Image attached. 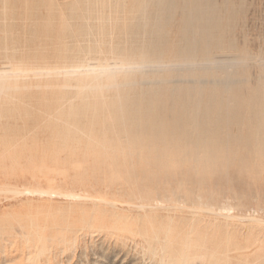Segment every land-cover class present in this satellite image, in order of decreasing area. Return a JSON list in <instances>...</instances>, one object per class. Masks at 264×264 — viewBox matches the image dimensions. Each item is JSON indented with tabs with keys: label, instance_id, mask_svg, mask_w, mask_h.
I'll return each mask as SVG.
<instances>
[{
	"label": "bare ground",
	"instance_id": "1",
	"mask_svg": "<svg viewBox=\"0 0 264 264\" xmlns=\"http://www.w3.org/2000/svg\"><path fill=\"white\" fill-rule=\"evenodd\" d=\"M87 2L90 3V6L87 9L89 14L97 12L100 13L102 10L100 5H102L103 0H87ZM116 2L120 6H123L126 0H116ZM132 2V7L129 11L130 21L120 26L121 33L125 35L123 40L125 45L120 44V42L119 44L113 46L114 49L111 47L113 49V55L117 58L113 57L115 58V60L113 59L115 62H113V64L106 63V61L109 62L108 60L100 62L99 58L96 60L100 63H97L96 65H89L85 69L81 68L82 70L79 71V73L81 72L80 74H84V77L77 79L76 84L78 86L73 84L70 86L67 83L69 87L75 86L81 89L79 100L72 101L67 99L65 101H61V99L59 100L58 98L49 99L46 103L39 107L40 109L38 110L43 112L45 117H47L52 123L51 126L49 125L50 134L48 138L51 142L48 144L50 149L48 157H52L53 159H50L51 161L53 160L54 163H59V165H61V152L66 151V154H69L71 157H78V161H76L78 166L76 168L77 174L74 177L77 178V180L82 179L85 175L87 176L83 177V179H87L88 176L91 175L88 174L89 171L92 170L91 172L93 173V177L98 178L96 179V183H98L97 181L99 178H102L103 180L108 178L106 181L109 184L106 183V187L107 185L114 186V184H121V186L124 185L123 187H126L125 189L127 190V193H124L128 194V200L126 199L127 203H125L134 205L133 207L135 208L133 209L139 208L140 211H145V213L139 212L141 218L138 216L142 219L140 220L142 221V227L138 228V230L141 229L142 234L145 236L144 241L146 246H144V249L155 253V250L157 251L159 248L161 250V258H159L161 260L160 263L208 264L211 262L210 259H213V257L216 256L218 257L221 253V246L220 252L218 247L215 248V246H217L218 243L220 244L222 241L219 240L220 238H218V234L215 235L214 232L211 233L212 237H210L209 231H205L204 233L202 232L203 234H201V230L197 231L195 229V225L200 224V221L197 223L195 222V224L194 221L196 220L192 217L191 218L194 220L193 223L195 225L193 224L194 226H191L190 230H187L188 227L183 229V227L187 225L188 218V216L186 217L184 214L185 211L195 213V209L193 210L191 208L192 204L195 205L198 203L199 205H204V203H206L208 205L206 206L205 204V206L210 211V214L213 213L215 217H222V221L219 220L217 223L211 222L212 220H207L203 223L205 227L215 226L216 229L220 226L228 228L229 226L236 225L237 220L234 221V219L238 217H236V213V215L233 214L232 210L234 211L235 208L245 210L244 208H247L249 205V200L255 199L254 201L257 207L254 208L264 210V196H262L264 192L262 194H260V192H255L259 187V184L258 187L257 185L255 186L256 189L251 186L250 188L252 191H249V193H247L248 191H245V193L237 192L233 186H228V188H226V183H223L226 187H220V182L224 178L228 177L229 172L231 173L232 171L231 169H233V173H231L232 176L230 177L233 183H236L239 180L238 177L240 175L248 174L256 178L264 172V51L262 54L257 55L253 53L255 49L250 52L251 49L248 51L249 49L247 50L246 48L248 46L241 48V45L239 46L238 43L239 41L237 42L234 37V35L237 34L236 32L242 28L245 11V4L243 1L237 3L236 0H134ZM41 3L44 4L43 2ZM80 3L82 4V2ZM130 5L131 4H129V6ZM124 8L126 7L124 6ZM77 9V5H71V14H76ZM118 10L119 9H117V11ZM11 11L12 10H10V12ZM111 14H113V12ZM103 17L101 18L103 19ZM68 25L70 26V22ZM69 26L66 27V30L71 31ZM101 27L102 30H107V27L104 24ZM112 27L114 28L115 25L111 26V28ZM44 29L50 31V26L47 24L44 26ZM77 30L81 33L86 30V27L80 26ZM7 32L9 31L7 30ZM244 32H246V29ZM118 34L120 33L118 32ZM47 35H50V33H47ZM261 35H263L262 41L264 45V34L261 33ZM61 37L63 36L61 35ZM111 39L112 38H110V40ZM97 42L98 44L100 43L99 39ZM9 43L11 44V42ZM101 47L102 46H100V48ZM68 48L69 47H67V53H65L66 51L63 52L66 56H68V51H70ZM61 49H59V51ZM75 50H77V48ZM230 51L235 52L234 57L230 56L231 58H217L218 56H216L219 52L226 53ZM105 53H107V51ZM24 55H22V59L24 58ZM39 56L37 55V60ZM88 56L90 57V55ZM6 57L10 56L6 55ZM18 57L20 59V56ZM76 57L80 58L81 62L84 58L87 59V57H83L82 55H77ZM43 58L44 62L41 63L39 67L36 66V70L41 69L40 67L44 63V65L48 67L47 62L50 58L52 59V57H48V60L45 61L46 57L43 56ZM59 58L60 57H58V59ZM105 58L107 57L105 56ZM23 60H25V58ZM12 62L16 63L14 61ZM33 63H35L34 60ZM37 63L36 65H38ZM59 63L56 66L59 67V65L62 64V62L60 64ZM63 63H65L64 68L61 69V71H63H60V74L64 72L63 75L75 74L74 72H76V70L71 69L73 71H70V67H79L80 69L81 66L80 64V66H75L72 64L73 62H70V60L68 63ZM50 64L51 63H49V66ZM33 65L34 64H32V66ZM53 65L55 64L52 63V67ZM62 65H60V67ZM27 67H29V65ZM36 67L30 66L29 70ZM42 67L41 71H43L41 73L43 74L44 70H47V68L44 69L43 65ZM8 68L9 67H7V70ZM14 69H17V67ZM4 70L5 69L3 68L0 70V93L2 94L3 92L5 93V91L7 92V90L16 89L19 86L15 84L13 85L15 82L12 81L13 83H11L9 81L10 79L14 80V77H19L18 74L20 72L17 74L16 72L18 70L14 72L17 77L13 74L14 77L12 78V76L9 75H11L10 72L13 73V70ZM24 71L26 70H22V74H29V72L24 73ZM57 71L59 70L55 69V72ZM28 74L26 76H28ZM16 82H18V80ZM60 83L62 82L60 81ZM63 84H61V86H63ZM59 85L60 84H58V86ZM27 86L30 87L28 84ZM51 86L53 87L54 85ZM109 89L116 90L114 96L110 97L109 95L105 96L106 94L103 95V92ZM61 97L63 99V96ZM27 113L31 114V111H27ZM0 117L2 118V116ZM25 136L26 134L22 137L25 138ZM4 137L6 138V136ZM8 139L9 137H7L3 143L8 145L10 143L6 142ZM15 143L17 144V142ZM39 144L40 143L36 146H39ZM17 145L16 147H18ZM24 146L22 145L21 147ZM26 147H30L29 144ZM43 147L42 150L45 148ZM37 148L39 149V147ZM31 150L33 149L30 148V151ZM36 151L40 153L39 150ZM35 155L39 156L40 154ZM10 156L13 157V155ZM29 157L30 155L27 158ZM0 158L2 157L0 156ZM3 158L1 159V163L6 160V158L5 160ZM45 160H48L47 157H45ZM59 160L61 162H58ZM74 160L75 159H73V161ZM53 162H51L50 166H53ZM70 162H72L71 159ZM54 166L58 168V164H55ZM60 169L61 168L59 167V171L62 170ZM74 170L72 171L74 172ZM79 176L81 178H78ZM77 180H75V182ZM64 181L66 180H63V182ZM79 182L80 181L77 183ZM9 185L11 184H5L4 186H1L0 184V191L6 190V192H12L17 196L20 194L19 196L26 195L35 199L47 197L52 200L54 198H59L58 200H60V198H63L71 203H74L77 199L85 197L86 194L75 191L74 189L76 188H70V190L65 188H45L41 186L40 183L34 186L26 185L24 188L22 187V189H20L21 187L17 188L13 185ZM262 185L264 186L261 182V189L259 188L260 191L262 190ZM51 186L53 185L51 184ZM63 187L65 186L63 185ZM235 188L237 189V187ZM122 189H118L119 191L116 189L114 190L120 193ZM80 190L83 191L82 188H80ZM110 190L114 191L113 189ZM85 191L87 190L85 189ZM89 193L90 192H88V194ZM124 193L123 195H126ZM90 195H87V197L92 198L93 195ZM104 195L105 193L102 196ZM226 195L229 198H232V201H222V203H220L221 199ZM19 196L17 197L18 199ZM114 196H116V194H113V198ZM105 197L109 196L107 195ZM118 197V199L122 198L120 194ZM110 198L112 197L110 196ZM229 198L228 200H230ZM105 201H101V204H104ZM107 201L112 202L111 200ZM209 201L212 202L209 204ZM59 202L61 203V201H58V203ZM83 202L80 200V203H74V206L77 207V204H82ZM113 202L114 203H111V207H113L114 211H111H113L114 214H117L118 212H115L116 208L114 209V206L120 207V205H115V200ZM125 203H123L124 206ZM101 204L100 206L103 209L104 206ZM252 204L249 206H252ZM154 205H156L157 209L159 207L161 212H154ZM52 206L54 205L52 204ZM86 206H88V204ZM86 206L85 209L89 208L90 210L92 208L89 206L86 208ZM78 207H80V205ZM78 207L77 211H79ZM194 207L197 208V205ZM107 209L109 208L103 209L102 212H105ZM258 210L257 212L259 213ZM94 211H98L97 206ZM177 211H182L181 213L184 211L182 216L185 215V217L180 218L178 215L179 218L176 221V216L173 219L171 214H174ZM123 214L122 217L124 218ZM116 216L119 217L118 214ZM194 216L196 215L193 214V217ZM127 217H129V215ZM97 218L99 222L102 221H100V217ZM188 219H190V217ZM209 219H211V217ZM247 219V225L250 227L252 226V228H255L256 231L252 232L251 228V232L249 234L247 233L245 237L244 235L242 236V238L244 237L243 240L235 239V245L237 246L236 249L238 250L234 249L235 251H238V253L234 252L235 254L237 253L236 256L239 260H241V258L245 259L247 256H252L251 260H244L246 264H264V218L263 216H250V218ZM84 220L81 222L82 227L86 221ZM242 220H244V218ZM68 221L70 224V220ZM121 221H123V219ZM76 222L78 224L77 218ZM126 222L123 221L122 223ZM176 223L179 224L178 226L182 227L181 230L179 229L180 231H189L186 234H182L181 232V234L185 235V237H183L185 238L184 241L187 250L190 251L194 249L195 255L192 253L191 255L188 252H184L185 254L181 255L179 252L180 250L175 248L173 243H170V241L173 242V237L175 236L174 230L176 229ZM180 223L184 224V226ZM52 225L54 226L55 224ZM73 225L77 227V225L74 224V221L71 226L73 227ZM149 225L152 226L153 229L156 227L165 229V236L162 237L158 234L151 236L148 234L147 231H149ZM60 226L62 227V224H60ZM71 226H69L70 228L68 227L70 232L73 230ZM237 226L238 225H236V227ZM203 228L202 231L205 229ZM246 230H248V228ZM236 231L238 232V230ZM31 234L35 233L32 232ZM205 234H207V236ZM199 235H203L202 240L200 239L202 237L199 238ZM29 239H33V237H29ZM230 244L228 245V250L230 249ZM227 251L224 253L222 252V254L227 253ZM231 254L232 253L228 255V258ZM221 256L223 257V255ZM222 257L221 259H223ZM238 259L236 260L237 264H245L243 261H239ZM215 264H218V262H215Z\"/></svg>",
	"mask_w": 264,
	"mask_h": 264
},
{
	"label": "rangeland",
	"instance_id": "2",
	"mask_svg": "<svg viewBox=\"0 0 264 264\" xmlns=\"http://www.w3.org/2000/svg\"><path fill=\"white\" fill-rule=\"evenodd\" d=\"M132 1H134V0H126V2L124 4H126L127 6L123 4V6L121 5L122 6L121 7L116 2V0H107V1L103 0L102 5H100L102 7L101 8L102 10L100 11V13L97 12L94 14L93 13L89 14L87 9L90 6V3L87 2V0H43V1L42 0H0V29H1L0 32L2 33V34L0 33L1 34L0 35V51H1L0 67H2V65H3L2 68L5 69L4 71L7 70V67H9L7 71H10L9 69L13 70V73L10 72L11 75H9V76H12V78L15 75L14 72H16L17 70L18 71L16 72V74L18 72H20L18 74L19 77H17L15 75L17 78L14 77V80L13 79L11 80L9 78L10 79L9 82H11V83L15 82V83H13V85L14 84L17 86L19 85L18 88L7 90V92L5 91V93L3 92V94L0 93V94H2V95H0V110H1L0 116H2V118L0 117V119H1L0 120V156L2 158L4 157L3 158L4 160L6 158L5 162L3 161V163H1L2 158H0V184H1V186H4L5 184H11L9 186L13 185L14 187H17V188L21 187L20 189H22V187L24 188L26 185L27 186H34V185H37L40 183V185L45 187V188H51V189H64L65 188L67 190H70V188L71 189L76 188V189H74L75 191L80 192L82 194L86 193L85 194L86 198L81 197V199H77L76 202H74L75 204L78 202L80 203V200L83 202V199H84V202H83L84 204L83 203L77 204L78 206L80 205V207H78L76 205L79 208V211H77L78 209H77V207L74 206L75 205L74 203H71L68 200H65L63 198H60V200H58L59 198L58 199L54 198L52 200V199H49L47 197L35 199V198H31V197L26 196V195L19 196L20 195L19 194L18 195L19 199H18L17 198L18 196L12 192H9V191L6 192V190L0 191V264H162V262L160 263L161 260L159 259V258H161L160 257L161 250L159 248L157 249V251L155 250V253H153L149 250L147 251V249H144V246H146V243L144 241L145 236L142 234L141 229L138 230V228L142 227V221H140L142 219H140L141 217H140L139 212L145 213V211H143V210L140 211L139 208L133 209V208H135V207H133L134 205L126 204L127 203L126 201L128 200L127 199L128 194H126L127 190L125 189L126 187H123L124 185L121 186V184H114V186L107 185V187H106V183L109 184L106 181L108 178L104 179V180L102 178H99V180L97 181L98 183H96V179H98V178L93 177V173L91 172L92 170H90L88 173V174H91L88 176L89 179L87 178L89 181L86 178H85V180L83 179V177H85L87 175L82 177L83 180L82 179L77 180V178H74V177L77 174L76 168L78 166L76 164V161H78V157L77 158L71 157L69 154H66V151L61 152L60 157L61 156L62 157H61V159L59 158L62 161V163H60L61 165H59V163H54L53 160L52 161L50 160L53 158L48 157L49 156L48 153L50 150L48 144H50V142H51L48 137L50 134L49 129H50V126L52 123H51V121L48 120L47 117H45L43 112L38 110V109H40L39 107L42 106L44 103H46V101L49 99L58 98L59 100L61 99V101L62 100L65 101L67 99L72 100V101L79 100L81 89L79 87H78L79 89L77 87H75V86H78L76 84V81H77V79L84 77V74H80L81 72L79 73V71L87 68L89 65H92V64L96 65L97 63L105 62V60H108L109 62L106 61V63H109V64H113V62H115L114 60L116 57L113 55V49H114L113 46L119 44L120 42H121L120 44L125 45V42L123 41L125 35L123 33H121L120 26H122V24L130 21L129 11L132 7V3H133ZM233 1H235V0H233ZM236 1H237V3H239L240 1L244 2L245 11H244V20L242 23V28L238 32H236L237 34H235L234 37L236 38L237 42L239 41L238 43H239V46L241 45L240 46L241 48H243V47L245 48L246 46H248V47H246L247 50L249 49L248 51H250V49H251L250 52H252L255 49L253 51V53L260 55L264 51V47H263L264 45H263V41H262L263 35H261V33L264 34V31H263L264 30V0H236ZM41 2H43L44 4H42ZM78 2L79 3L82 2V4L80 3V5H79ZM234 3H236V2H234ZM129 4H131V5L129 6ZM33 5H34V7H33ZM38 5H39V7H38ZM71 5H77V7H78L77 12L79 14L77 12L74 15L71 14V10H70ZM85 5H86V9H85ZM118 6H120V7H118ZM124 6L126 8H124ZM14 8L16 9V11ZM32 8H33V10H32ZM117 9H119V10L117 11ZM10 10H12V11L10 12ZM81 11H82V13H81ZM112 12H113V14H111ZM80 15L83 17H81ZM101 17H103V19ZM69 22H70V26L68 25ZM88 22H89V24H88ZM101 22H102V24H101ZM81 23H82V25H81ZM47 24L50 26V31L44 29V26ZM103 24L107 27L106 31L102 30L101 26ZM118 24H119V26H118ZM114 25H115V27L111 28V26H114ZM67 26H69L71 28V31L66 30ZM77 26L78 27L84 26V27H86V30L84 32L82 31L83 33L82 32L80 33L77 30L78 29ZM243 29H244V31L246 29V32H244ZM7 30L9 32H7ZM98 30H99V32H98ZM94 31H96V32H94ZM72 32H73V34H72ZM118 32L120 34H118ZM47 33H50V35H47ZM242 33H244V34H242ZM83 34H84V36H83ZM61 35L63 37H61ZM76 35H77V37H76ZM112 35H113V37H112ZM110 38H112V39L110 40ZM98 39H99V42L101 44L100 43L98 44V42H97ZM26 40H27V42H26ZM37 40H39V41H37ZM40 40H41V42H40ZM9 42H11V44ZM103 43L105 46L103 45ZM113 43H115V44H113ZM14 44H15V46H14ZM96 44H97V46H96ZM247 44H249L250 47ZM6 45L7 46L9 45L10 47L9 46L7 47ZM17 46H18V49H17ZM100 46H102V47L100 48ZM67 47H69L68 50H70V51H68L69 52L67 54L68 56L65 55V53H67ZM76 48H77V50H75ZM6 49H8V50H6ZM56 49H57V51H56ZM59 49H61V50L59 51ZM63 49H65V50H63ZM11 50H12V52H11ZM38 51H40V52H38ZM64 51H66V52L63 53ZM106 51H107V53H105ZM55 52H57V53H55ZM100 52H102V53H100ZM53 53H55V54H53ZM96 54H97V57H96ZM6 55H8L10 57H6ZM17 55L20 56V59ZM22 55H24V58H25L26 62L28 63L29 67H27L28 66L27 63L25 62V60H23L24 58L22 59V57H23ZM37 55L38 56L40 55L38 57L39 61L37 60ZM77 55H82L83 57H87L88 55H90V57L88 56L87 59L84 58L85 60L83 59L81 62L80 58L76 57ZM224 55H226V56H224ZM43 56L46 57L45 61L48 60V57L49 58L52 57V59L54 61L50 58L47 62L48 67H46V65H44L45 63L42 64L44 66V69L47 68V70H44V72L42 74L41 73L43 71V70L41 71V69L43 68L42 65L40 67L41 69L38 68L40 71L36 70V69H37V67L40 66L41 63L44 62ZM62 56H63V58H62ZM105 56L107 58H105ZM216 56H218L217 58H219V57L220 58H225V57L231 58V57L235 56V52L234 51H230V52H226V53L219 52ZM58 57H60V58L58 59ZM109 57H110V59H109ZM113 57H115V58H113ZM12 58H14V59H12ZM39 58L43 61H41ZM88 58H90V59H88ZM96 59H99L100 62ZM33 60L35 63H33ZM69 60H70V62H73L72 64H74L75 66L80 64L81 65V66L79 65L80 69H79V67H75V68L70 67V69H69L70 71L76 70V72H74L75 74H71V75L68 74L69 76L63 75L64 72L62 74H60L63 71V70L61 71V69L64 68L65 63H63V62L68 63ZM10 61L11 62L14 61L16 63L12 62V64H11ZM37 62H40V63H37ZM59 62L60 63L62 62L63 65L60 64ZM36 63L38 65H36ZM49 63H51L50 66H49ZM52 63L55 64V65H53V67L55 69L59 70V71H57L58 73L55 72V69L52 67ZM58 63L60 65H62L61 66L62 68L60 67V65H59V67L56 66ZM5 64H7V65H5ZM32 64H34L33 66H35V67L37 66V67L29 70L30 66L33 67ZM15 66L17 67V69H14V68H16ZM22 66L26 70V71H24V73L29 72V74L27 73L28 76H26L27 74H22V70H24L22 68ZM56 67H58V68H56ZM2 68H0V70H2ZM20 68H22V69H20ZM48 69L50 72L48 71ZM71 69H73V70H71ZM54 72L57 74H55ZM253 72H254V70H253ZM30 75H31V77H30ZM62 76H64L65 78ZM17 80H18V82H16ZM59 80L62 83H60ZM24 81H26V82H24ZM25 83H27L30 87H28L27 84H25ZM67 83L70 86H71V84H73L75 86L69 87V85ZM37 84H39L40 86ZM58 84H60V85L58 86ZM61 84H63V86H61ZM51 85H54V86L52 87ZM44 87H45V89H44ZM66 93H67V95H66ZM103 93H104L103 95L106 94L105 96L109 95L110 97H112L115 95L116 90L115 89H111V90L109 89V90H105ZM10 94H11V96H10ZM61 96H63V99ZM27 111H31V114H28ZM35 111H36V113H35ZM35 117H36V119H35ZM44 124L47 126H45ZM31 129H32V131H31ZM25 134H26L25 138L22 137ZM4 136H6V138ZM7 137H9V139L6 140V142L7 143L10 142L8 144L9 146L7 144L3 143V141L5 142V139H7ZM11 139H12V141H11ZM1 140H2V142H1ZM21 140L22 141L26 140L27 142L26 141L22 142ZM15 142H17L18 145ZM33 142H35V143H33ZM38 143H40L39 146H36V145H38ZM19 144L21 146L22 145L23 146L25 145V146L21 147ZM28 144L30 147H26ZM45 144H46V146H45ZM16 145L18 147H16ZM40 145H41V148H40ZM9 147H11V148H9ZM37 147H39V149ZM42 147L44 148L43 150H42ZM30 148L33 150L30 151ZM36 150H39L40 153H38ZM40 150H42V151H40ZM34 151H35V153H34ZM43 152H44V154H43ZM26 154H27V156H26ZM35 154H40L41 156L40 155L39 156L41 158ZM10 155H13V157ZM29 155H30V157L27 158ZM34 155H35V157H34ZM45 157H47V159L49 161L45 160ZM64 157H66V158L68 157L69 159L68 158L66 159ZM33 158H35L36 160ZM79 158H81V157H79ZM32 159H33V161H32ZM70 159L72 162H70ZM73 159H75L74 160L75 162L73 161ZM60 160L58 162H61ZM51 162H53L52 163L53 166H50ZM55 164H58V168H56V166H54ZM64 165H65V167H64ZM73 165L74 166L76 165V166L74 167ZM59 167L62 169V170L60 169L61 171H59ZM53 169H54V171H53ZM71 169L72 170L75 169L74 172ZM231 170H232L231 173H233V169H231ZM57 171H59V172H57ZM231 173L229 172L228 177L224 178L220 182V185H221L220 187L224 188L227 185L226 188H228V186L229 187L233 186L237 192H244L245 193V191L246 192L248 191L247 193H249V191H252V189L250 188L251 186L255 187L257 185V187H258V184H259V187L257 189L255 187L256 191H255V189H254V191L258 192V193L260 192V194H262L264 192L263 191L264 190L263 185L261 186L262 190L260 191L261 182H262V184H264V181H263L264 172L262 173L263 176L260 174L256 178L252 177L248 174L240 175L238 177L239 180L237 179L238 180L237 182L239 184L237 182L233 183V181L231 180V177H230V176H232ZM245 175L247 176L248 179L246 178ZM49 177H50V179L54 178L52 180H55V181L50 180ZM66 177H67V179H66ZM78 178H81V177L79 176ZM74 179L77 181L75 182ZM59 180H61V181H59ZM63 180H66L67 182L66 181L63 182ZM78 181H80L79 182L80 184L77 183ZM81 181H83V182H81ZM256 182H259V183H256ZM62 183H64V184H62ZM223 183H226V185ZM254 183H255V185H254ZM48 184H50V185H48ZM51 184L53 186H51ZM59 184H60V186H59ZM63 185L65 187H63ZM118 185H120V186H118ZM109 186H110V188L108 189ZM122 187L125 191L122 189ZM235 187H237V189ZM80 188H82L83 191L80 190ZM105 188H106V190H105ZM85 189L87 191H85ZM110 189H113V190L116 189L117 191L122 189L123 192L120 191V193H119L115 190L112 191ZM88 192H90V193L88 194ZM113 192H115V193H113ZM124 192H126V193H124ZM104 193H105V195L102 196ZM123 193L126 195H123ZM90 194L93 195L92 198L87 197V195H90ZM106 194L109 197H105V196H107ZM113 194L114 195L116 194V196H114V198H113ZM117 194H118V196L120 194V196L124 199H122V198L118 199L119 197L117 196ZM110 196L112 198H110ZM262 196H264V193ZM26 198H28V199H26ZM228 198L229 197L226 195L225 197H223L221 199L220 203H222V201L223 202L232 201V198H229L230 200H228ZM40 200H42V201H40ZM107 200H111L112 202L107 201ZM114 200H115V205H120V207H121L120 208L119 206L118 207L114 206V209L116 208L115 212H118L117 214L119 215V217L116 216L117 215L116 213L114 214L113 207H111V203H114L113 202ZM254 200L255 199L249 200L250 201L249 205H251L253 203L252 206L248 205V207L250 209L247 207V208H244L245 210L239 209V208H235L236 210L234 209V211L232 210L233 214L236 213L237 215L236 214L235 215H236V217H238V218L234 219V221L237 220V222H236L237 223L236 225H238L237 227H236V225H233L235 227L229 226L228 228L220 226L221 228L218 227V229H216L215 226L214 227H212V226L205 227V225L203 223H205V221H207V220L208 221L212 220L211 222H213V223H217V222H219V220L222 221V217H219V216L215 217V215L213 213H211V214L209 213L210 211L206 207L208 204H206V203H204V205L200 203L203 206L199 205L198 203L195 205L192 204L191 208L193 210L195 209L194 210L195 213H190L188 211H185V213H184V211H183V213L186 215V217L187 216H188V218L190 217V219L187 218V225L186 226H184V224L180 223V224H182V226H184L183 229H185V227L186 228L188 227L187 230H190L191 226H194L197 222L200 221V224L195 225V229L197 231L201 230V234H203L205 231H209L210 234L214 232L215 235L218 234V238H220L219 240L222 241V242H220V244L218 243L217 246H215V248L218 247L219 252H220V249L222 248L221 253L218 255V257L216 256V257H213V259H210L211 262H209L208 264H215V262H218V264H225V263L237 264L236 260L238 259V257L236 255H237L238 251H235V249L237 248V246L235 245V241L240 240V239L243 240V238L247 235V233L249 234L251 232V228H252V226L250 227L249 225H247V223H248L247 218H250V216L251 217H259V216L262 217L263 216V218H264V212H263L264 210H262V209L258 210V208H254V207H257ZM58 201H61V203L60 202L58 203ZM101 201H105V203L102 202L104 204H101ZM119 201L121 202V204ZM211 202L212 201H209V204ZM70 203L73 205L74 208L72 207V205ZM123 203H125V206ZM52 204L54 206H52ZM87 204H88V206L93 204V205L89 206V207H92L90 210H89L88 206H86ZM100 204L104 206V207L102 206L103 209H105V208L110 209L111 208L110 212H109V209H107L108 211L106 210L107 212L106 211L102 212L103 209L101 208ZM105 204H107V205H105ZM205 204H206V206H205ZM214 204H216V203H214ZM55 205H56V207H55ZM126 205H127V207H126ZM196 205H197V208L194 207ZM85 206L88 209H85ZM96 206L98 208V211H94V210H96ZM129 206H130V208H129ZM205 208H206V210H205ZM153 209H154L153 210L154 212H156V211L161 212V209L159 207L157 209L156 205H154ZM255 209H257L259 211V213ZM72 210H74V211H72ZM111 210H113V211H111ZM52 211H53V213H52ZM181 212L182 211H177L176 212L177 214L176 213H174L175 215L171 214V217L174 219V217L176 216L175 217L176 221L179 218L178 215L180 216V218L185 217V215L182 216L183 213H181ZM243 213H245V214H243ZM113 214H114V216H113ZM122 214H123L124 218L122 217ZM136 214H138V215H136ZM187 214H189V215H187ZM193 214L196 216L193 217ZM128 215H129V217H127ZM133 216H134V218H133ZM202 216H203V218H202ZM71 217H72V219H71ZM97 217H100L99 219H100V221L101 220L102 221L99 222ZM191 217L193 219H195L196 221H194ZM207 217H209V218L211 217V219H209ZM76 218L78 220V224L76 222ZM125 218H127L129 220H127ZM131 218H133V219H131ZM213 218H214V220H213ZM243 218L246 222L244 220H242ZM122 219L124 222H126V220H127V222L122 223L123 222V221H121ZM68 220H70V224L68 223L69 222ZM83 220L85 221L84 222L85 224L83 223L84 226L82 227L81 222H83ZM73 221H74V224L77 225V227H75V225H73V227L71 226L73 224ZM189 221L190 222L192 221L191 224ZM193 221H194V223L195 222L196 223L194 224ZM202 221H204V222H202ZM88 222H89V224H88ZM244 222L246 223L247 226L245 225ZM201 223H202V225H201ZM31 224H32V226H31ZM52 224H55L58 227L55 225L53 226ZM60 224H62V227L63 228L65 227L66 229L65 228L63 229L60 226ZM68 224L73 229V230H71V232L73 231L72 233L69 230L70 227L68 226ZM45 225L48 228H46ZM178 225L179 224H177V223L175 224V226H176V229L174 230L175 236L173 237V242L170 241V243H173L175 248H178L180 250L179 252L181 255L185 254L187 252L195 255L194 249H192L190 251L187 250V247H186L185 241H184L185 235H182V234H186L189 231H187V230L180 231L182 227L178 226ZM59 226H60V228H59ZM151 227L152 226L149 225L148 226L149 231H147L148 234H150L151 236H154L156 234L161 235L162 237L165 236V234H166L165 229L158 228V227L153 229V227L152 228ZM198 227H199V229H198ZM80 228H81V230H80ZM202 228L204 229L203 231H202ZM247 228H248V230H246ZM229 229H231V230H229ZM236 230H238V232ZM234 231H236V232H234ZM254 231H256L255 228H252V232H254ZM32 232L35 234H31ZM181 232H182V234H181ZM241 232H243V233H241ZM178 233H180V234H178ZM231 233H236V234H231ZM239 233H241V234H239ZM210 234H209V236L212 237V234L211 235ZM214 234H213V236H214ZM41 235H42V237H41ZM205 235L207 236V234H205ZM243 235H244V237L242 238ZM49 236H51V237H49ZM74 236H75V240H74ZM29 237H31V238L33 237V239H29ZM43 237H45V238H43ZM200 237H202V238H200ZM222 237H223V239H222ZM199 238L202 240L203 235H199ZM59 239H60V242H59ZM224 239H226L227 241ZM71 241H74V242H71ZM223 241H224V243H223ZM227 242H229V243H227ZM233 243H234V245H233ZM229 244H230L229 250L232 252H230L228 250ZM220 246H221V248H220ZM50 249H51V251H50ZM236 250H238V249H236ZM225 251H227V253L222 254V252L224 253ZM234 251L237 253L235 254ZM228 253L229 254L232 253L231 255L233 257L230 255L228 258V255H229ZM221 255H223V257ZM234 256H235V258H234ZM221 257L223 259H221ZM224 258H226V259H224ZM245 259L251 260L252 256H247ZM245 259L241 258V260H239V259L238 260L244 262ZM244 263L246 264V262H244Z\"/></svg>",
	"mask_w": 264,
	"mask_h": 264
}]
</instances>
